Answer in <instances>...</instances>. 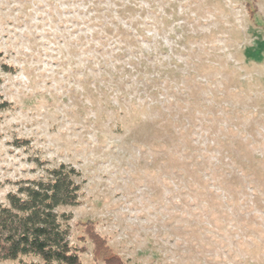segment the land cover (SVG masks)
Returning <instances> with one entry per match:
<instances>
[{
    "label": "rangeland",
    "instance_id": "obj_1",
    "mask_svg": "<svg viewBox=\"0 0 264 264\" xmlns=\"http://www.w3.org/2000/svg\"><path fill=\"white\" fill-rule=\"evenodd\" d=\"M37 1L0 0V101L12 105L0 111V205L15 183L39 176L35 160L44 167L69 163L84 179L81 205L59 209L73 216L72 243L83 245L78 223L92 220L127 264H264V161L256 160L264 156V0H170L185 39H197L188 58H205L199 75L210 82L200 90L194 78L173 109L193 129L185 138L198 147L194 153L208 154L213 165L182 166L232 196L224 193L212 206L211 193L198 194L208 199V213L183 192L185 181L171 170L178 162L153 150L152 127L129 126L137 119L105 80L100 61L110 55L99 51L100 41L54 23ZM174 25L143 49L171 47ZM208 63L221 67L210 70ZM238 114L244 117L232 121ZM237 141L253 146L234 148ZM232 153L245 170L232 169ZM85 245L83 264H102L93 260L91 242Z\"/></svg>",
    "mask_w": 264,
    "mask_h": 264
},
{
    "label": "trees",
    "instance_id": "obj_2",
    "mask_svg": "<svg viewBox=\"0 0 264 264\" xmlns=\"http://www.w3.org/2000/svg\"><path fill=\"white\" fill-rule=\"evenodd\" d=\"M37 4L54 23L63 22L60 24L68 23V28L75 27L72 32L77 33L80 36L78 38L100 41L99 51L104 50L110 55V59L100 61L101 68L109 73L105 80L114 87L112 93H119L120 101L130 103L132 115L137 119L135 123L128 121L129 126L152 127L153 135L158 137L153 145L155 153L162 152L167 158L170 156L173 166L174 161L178 162L171 170L185 181L187 190L183 192L188 198L195 199V203L202 204L203 212H210V206L204 203L208 199L201 198L198 194L208 196L211 193L210 197L215 200L212 204L214 206L215 203H220L219 197L226 192L219 183L215 185L211 179L202 181L204 176H198L196 171V175L192 176L183 169V163L191 164L192 169L197 171L200 169L199 163L208 169L213 164L210 163L212 161L208 154L194 153L198 147L192 145L193 139L185 138L186 133L193 129H186L183 116L173 109L182 104V96L185 98L190 93L188 90L192 89L191 81L194 78H197L196 85L200 90L210 86V82L199 75V72H204L205 58L204 62L194 59L193 56L188 58L190 47L196 44L197 39H185L187 37L183 25L178 24L182 20L178 15L179 8L172 11L169 7L170 0H40ZM62 15L66 17L61 21ZM173 23L174 32L169 35L171 47L164 45L166 42H161L158 51L143 49L144 44H152L156 42L155 39H162L164 30H170ZM83 32L86 35H80ZM197 50L195 48L193 52ZM207 66L210 70L221 67L212 63ZM3 67L7 71L13 70L8 65ZM193 70L197 72L194 73ZM11 106L7 101H0V111L8 110ZM204 107L206 105L199 108L202 110ZM123 109L126 110V107ZM122 112L126 116L129 111ZM157 113L159 114L156 115ZM253 113L254 116L258 115L257 111H249L250 115ZM243 117L242 114L232 115V121ZM209 119L213 117L209 116ZM234 125L232 122V134H237ZM219 140L213 139L216 143ZM184 142L188 144L185 151ZM240 144L250 147L252 142L237 141L234 148ZM205 149H212V146L208 145ZM191 153L194 154L192 159L189 155ZM241 155V158L246 156L243 153ZM230 156L232 169L245 170V165L233 153ZM256 160L262 162L264 156H257ZM35 162L41 165L42 172L39 176L15 183L16 188L6 196V204L0 205V264H83L82 255L88 252L85 245L88 240L93 246L92 256L95 262L127 264L113 251L108 239L96 229L92 220L78 223L85 234L79 238L83 242L82 246L70 240L69 222L73 216L60 212L59 209L81 205L84 195L82 172L69 163L44 167V163L39 160ZM216 169L224 170L222 165H216ZM215 187L219 188L218 192ZM252 193L258 194L255 190ZM226 194L232 197L230 193ZM211 219H214L212 214Z\"/></svg>",
    "mask_w": 264,
    "mask_h": 264
}]
</instances>
